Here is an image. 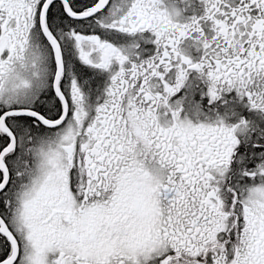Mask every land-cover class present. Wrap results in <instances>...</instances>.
<instances>
[{"label":"snow or ice","instance_id":"snow-or-ice-1","mask_svg":"<svg viewBox=\"0 0 264 264\" xmlns=\"http://www.w3.org/2000/svg\"><path fill=\"white\" fill-rule=\"evenodd\" d=\"M0 264H264V0H0Z\"/></svg>","mask_w":264,"mask_h":264}]
</instances>
